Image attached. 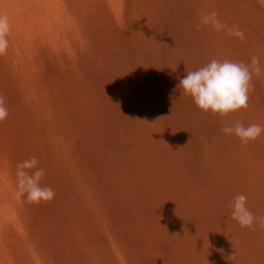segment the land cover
Segmentation results:
<instances>
[{"label":"rangeland","instance_id":"rangeland-1","mask_svg":"<svg viewBox=\"0 0 264 264\" xmlns=\"http://www.w3.org/2000/svg\"><path fill=\"white\" fill-rule=\"evenodd\" d=\"M212 9L246 39L196 30ZM0 14V264H264V229L227 207L245 194L264 217V134L221 131L264 127V75L227 117L178 88L213 58L264 69L258 0H0ZM32 156L51 202L16 196Z\"/></svg>","mask_w":264,"mask_h":264},{"label":"clouds","instance_id":"clouds-1","mask_svg":"<svg viewBox=\"0 0 264 264\" xmlns=\"http://www.w3.org/2000/svg\"><path fill=\"white\" fill-rule=\"evenodd\" d=\"M258 3L264 7V0H258ZM208 27L217 32H225L241 41L246 39L239 25H228L223 22L215 9L200 15L195 24L198 31ZM11 30L8 16L0 14V56L7 54ZM262 75L264 69L261 68L257 55H253L247 64L242 61L213 58L197 70L187 71L183 77H179L178 88L183 90V95L190 96L203 112L227 117L248 109L250 94L255 90L253 79ZM8 115L6 98L0 94V122L6 120ZM221 131L226 135H234L242 145H247L264 134V127L258 123L246 126L243 120H236L222 126ZM45 175V169L39 167L37 157L32 156L19 162L16 165L17 198L26 197L32 204L51 202L55 197V191L50 186L42 184ZM227 207L231 209V218L241 228L254 229L258 225L264 229V217L256 216L250 210L245 194L235 196L227 203Z\"/></svg>","mask_w":264,"mask_h":264}]
</instances>
